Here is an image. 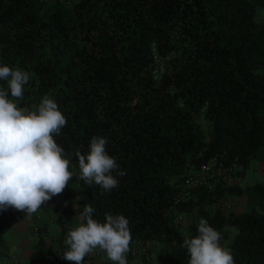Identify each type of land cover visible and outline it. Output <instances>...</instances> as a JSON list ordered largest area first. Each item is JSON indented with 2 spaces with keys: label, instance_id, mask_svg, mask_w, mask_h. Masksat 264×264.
<instances>
[{
  "label": "trees",
  "instance_id": "1",
  "mask_svg": "<svg viewBox=\"0 0 264 264\" xmlns=\"http://www.w3.org/2000/svg\"><path fill=\"white\" fill-rule=\"evenodd\" d=\"M261 8L264 0H0V66L30 74L17 106L35 110L48 97L67 120L53 134L73 173L51 199L60 229L30 262L64 264L67 233L91 205L98 222L109 213L129 220L128 262L139 240L169 247L145 264H188L180 245L204 218L235 264H264V183H196L175 199L211 157L234 161L239 178L252 159L264 160ZM94 136L106 138V152L126 172L111 192L79 179L76 153L86 155ZM240 196V212L221 206ZM15 211H0V259ZM35 221L39 227L40 210Z\"/></svg>",
  "mask_w": 264,
  "mask_h": 264
},
{
  "label": "clouds",
  "instance_id": "2",
  "mask_svg": "<svg viewBox=\"0 0 264 264\" xmlns=\"http://www.w3.org/2000/svg\"><path fill=\"white\" fill-rule=\"evenodd\" d=\"M0 211L12 208L31 218L41 206L63 192L72 178L64 149L53 138L67 124L57 103L41 99L35 110L18 107L30 74L18 67L0 66ZM9 92L11 97L9 98ZM107 140L94 136L88 153L77 152L79 179L106 192L118 187L117 177L126 175L116 159L106 152ZM94 208L85 205L81 223L70 229L64 240L63 259L84 264L85 257L99 249L113 264H128L126 253L132 239L129 220L122 214L105 215V222L93 219ZM221 233L201 218L198 235L185 237L188 264H235L231 251L220 242Z\"/></svg>",
  "mask_w": 264,
  "mask_h": 264
},
{
  "label": "rangeland",
  "instance_id": "3",
  "mask_svg": "<svg viewBox=\"0 0 264 264\" xmlns=\"http://www.w3.org/2000/svg\"><path fill=\"white\" fill-rule=\"evenodd\" d=\"M257 18L262 20L264 19V8L260 9V13L257 16ZM259 162L260 161L258 159H252L247 169L246 175L244 177H242L241 179L239 177H233L228 179L227 182L232 183L236 181L243 186L250 185L256 182L264 183V172H262L258 167ZM232 199L235 201L234 205L228 206L227 201ZM49 202H50V206L48 208L49 212L43 211V208L41 207L39 209L41 211V221H40L41 224L37 229H34L33 227L35 222H33L32 230H29V232L32 231L36 233L39 237L41 236L42 238H46V240L50 243L52 236L59 231L60 227L55 222L54 217H50L52 215L54 216V214L56 213L58 200L53 199V200H49ZM221 206L226 210L240 212L245 207V197L240 196L237 198L236 197L225 198L222 200ZM179 224H181L182 227H184L187 224V219L185 218L184 215ZM21 235H22V228L20 226L11 227L5 231V238L7 240L9 248H10V243H13L14 245L16 242H18L21 239ZM33 241L30 245L26 246V249L37 246V242L35 241L34 243ZM144 244L148 248L149 256L145 257L141 251H138V253L133 255L134 257L130 264H145L146 262L157 263L159 262L160 257L169 251V247L167 246V244L161 241H152L151 243L145 242ZM10 253L12 255L11 258L13 260L16 256L15 255L16 252L10 251ZM22 264H37V263H32L27 258L22 262ZM41 264H48V262L44 261Z\"/></svg>",
  "mask_w": 264,
  "mask_h": 264
},
{
  "label": "crops",
  "instance_id": "4",
  "mask_svg": "<svg viewBox=\"0 0 264 264\" xmlns=\"http://www.w3.org/2000/svg\"><path fill=\"white\" fill-rule=\"evenodd\" d=\"M259 161L260 162L258 164V167L262 172H264V160H259ZM246 172L243 175V177L246 175ZM241 178L242 177H240V179ZM49 206H50V202L46 201L41 207L43 208V211L47 212ZM25 215L26 213L16 210L14 217L10 220V225L7 229L11 227L20 226L22 228V235H21V239L18 242H16L14 245L13 243H10V248L8 249V253L5 257L0 259V264H22V262L25 259L27 258L29 259L30 253L36 246L28 249H26V246L30 245L33 240L34 243L35 241L37 242V245H46L47 243H49L46 240V238H42L41 236L39 237L36 233L32 231L29 232V230H32L35 213L32 215L31 218L26 217ZM50 217H54V216L52 215ZM10 251L16 252L15 253L16 256L13 260L11 258L12 255ZM132 259L128 262V264L132 262ZM64 264H73V262L64 259ZM84 264H113V262L107 259L106 253H103L99 249H96L85 257Z\"/></svg>",
  "mask_w": 264,
  "mask_h": 264
},
{
  "label": "built area",
  "instance_id": "5",
  "mask_svg": "<svg viewBox=\"0 0 264 264\" xmlns=\"http://www.w3.org/2000/svg\"><path fill=\"white\" fill-rule=\"evenodd\" d=\"M236 163L233 161L231 163H224L221 159L216 156L211 157L206 163H202L201 166L196 170H192L188 177L186 178V185L182 186L176 194L175 199L184 198L190 193V188L196 183H202L210 188H213L221 179L228 180L233 178V172L235 171ZM189 186V187H188ZM235 201L228 200L227 205L233 206ZM36 216H39L36 214ZM183 217L182 213H179L176 217L177 222L180 223ZM34 229L38 228V223H34ZM131 253L135 255L138 251H141L145 257L149 256L148 248L145 244L141 243L139 240L136 241L131 248Z\"/></svg>",
  "mask_w": 264,
  "mask_h": 264
}]
</instances>
